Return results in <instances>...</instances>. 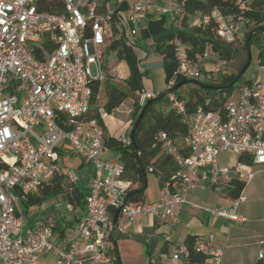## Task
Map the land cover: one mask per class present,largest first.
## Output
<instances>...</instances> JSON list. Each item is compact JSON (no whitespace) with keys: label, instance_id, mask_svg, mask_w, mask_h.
Returning <instances> with one entry per match:
<instances>
[{"label":"built area","instance_id":"1","mask_svg":"<svg viewBox=\"0 0 264 264\" xmlns=\"http://www.w3.org/2000/svg\"><path fill=\"white\" fill-rule=\"evenodd\" d=\"M37 1L0 0V264H50L45 255L53 257V264H115L113 238L138 217L171 218L175 207L183 204L199 208L182 195L194 178L217 188L232 180L247 183L257 173L264 174V65L259 60L256 75L248 84L243 81L223 93V104L216 110L198 108L188 114L182 101L172 94L167 97V109L187 125L182 140L186 154L165 133L154 137L178 167L161 184L156 203L124 201L130 183L122 180V165L108 160L111 156L104 147L103 133L97 121L88 118L94 85L99 87L97 101L106 81L124 83L128 76L125 66L126 75L122 73V63L103 62L109 42L121 36L122 22L136 41L148 23L164 20L173 33L167 44L173 47L176 75L199 80L207 66L226 74L230 61L211 52L209 46L196 50L179 34L211 28L216 39L236 47L255 25L246 16L259 11L264 17V0H219L215 4L211 0H115L104 11H99L98 0H60L63 9L58 14L38 11ZM195 1L202 8L187 7ZM121 7L122 20L115 18ZM92 66L97 73L94 78ZM156 95L142 91L138 104ZM67 149L91 165L82 218L69 235H57L41 221L24 228L21 202L57 176L64 174L73 180V174L60 168ZM223 153L244 160L222 167L217 158ZM241 199L228 208L206 211L240 223L243 219L235 209ZM259 246L258 264H264L263 242ZM194 249L203 255L202 262H189L185 246L175 249L172 258L180 264H205L207 259L220 264L221 249L207 247L204 240H197Z\"/></svg>","mask_w":264,"mask_h":264},{"label":"trees","instance_id":"2","mask_svg":"<svg viewBox=\"0 0 264 264\" xmlns=\"http://www.w3.org/2000/svg\"><path fill=\"white\" fill-rule=\"evenodd\" d=\"M111 0H98L99 11L105 10V4ZM219 0H211L210 4L220 3ZM38 11L48 12L50 14H58L62 11L63 5L60 0H38ZM192 5L194 8H202L200 1H195L193 4H187V7ZM122 7L116 11L115 18L120 17ZM246 17L254 20L255 25L244 36L245 49L247 52V61L245 65L239 70L237 75L223 74L222 82L215 84H201L198 81H193L198 85L197 88H192L188 93V98L183 100L176 96V92L183 85L191 82L190 79L182 78L176 75L177 61L174 57L173 47L167 44L173 37L171 29L165 26V21H152L148 23L147 27L140 32V39L143 41H150L153 52L162 58V70L164 74V83L166 89L168 87H176L172 95L179 101H182L185 110L188 114L193 113L198 108L204 111H213L220 108L223 104L222 94L230 93L235 88V83L239 81L249 62V47L258 32H264V17L258 11L248 14ZM121 36L118 39H113L109 42L107 51L108 57L106 60L120 62L124 64L128 71V76L125 80L124 91L117 84L106 81L102 87L106 95V102L103 105L102 111L106 114L111 113L117 109L127 98L131 96L133 99L131 110L130 131L135 125L138 117L143 112L142 119L137 126L133 139H130V131L128 133V142L118 140L109 136L103 127L102 120L95 107L93 114L88 118H94L100 129L104 132V147L107 154L116 155L118 161L123 168L122 180L129 182L130 187L127 193V203L146 204L144 198V191L146 189V175L148 173L158 174L159 184L169 181V179L176 174L178 167L175 165L170 156L166 155L160 143L154 141V137L158 133H165L170 141L177 146L181 152L185 151L182 147V140L187 133V125L182 121L181 116L177 113L167 109L162 111L160 104L164 99H148L140 106L138 104V94L144 90L143 79L146 70L141 66V62L148 56V52L139 48L137 41H133L128 32V27L122 22ZM114 29V33H116ZM182 40L190 43L196 50L202 51L206 46H209L211 52L219 53L220 56L228 61H231L235 55L236 48L224 44L216 39L211 28L205 31H184L179 34ZM256 60H259L264 65V45L260 46L256 53ZM249 83L248 80L245 81ZM98 85H94L92 89L91 103L95 104V96L98 92ZM160 92L159 94H161ZM167 98V97H166ZM91 112V110H90ZM238 161H243V157L239 156ZM248 162V159H245ZM81 162L78 170L82 169ZM152 168V172L148 168ZM226 196L232 201L237 200L246 183L238 180H232L226 184ZM218 188V187H217ZM216 189V187H212ZM65 195L67 204L71 208H76L83 201L84 193L81 187L72 181L68 182L65 175L55 177L48 184L44 185L37 193L29 195L26 202H21L26 211L29 207L42 205L46 200L58 195ZM68 225H73L69 222ZM52 231L59 232L62 236L63 230ZM196 243L195 237H187L184 245L188 251L189 262H202L203 255L197 253L194 249ZM115 264H119L116 259Z\"/></svg>","mask_w":264,"mask_h":264},{"label":"crops","instance_id":"3","mask_svg":"<svg viewBox=\"0 0 264 264\" xmlns=\"http://www.w3.org/2000/svg\"><path fill=\"white\" fill-rule=\"evenodd\" d=\"M114 2L115 0H111V2L105 4V7L113 5ZM147 43L151 51H153L150 41ZM159 57V66L162 68V58L161 56ZM157 66V63H151L146 70L155 69ZM214 72L215 70L212 66L206 67L205 73L212 74ZM144 90L159 94L166 90V86L159 93L146 88ZM65 154L74 157L71 152L63 153L62 157ZM228 155L230 156L232 154H220L217 158V164L222 167L234 165L237 161V156L234 161L228 162L226 160V156ZM80 163L79 161L77 170ZM83 166L74 175L75 181L72 182L81 188H85L86 192L90 171L85 168V164ZM225 183L216 189H212V187L207 186L201 179L194 178L192 186L184 187L182 195L187 202L199 206V208L183 204L175 207L174 216L171 218L159 219L153 216L138 217L132 225L126 226L125 232L114 236L111 248L112 255L118 259L119 264H180V261L172 258L173 252L175 249L184 245L187 237H195L196 241H206V246L209 248L212 247L222 250L220 264H233L232 261L234 260L235 253L233 251L225 253L223 250L230 240L235 242L241 240L242 230L236 225L243 227L247 222V218L237 213V205L235 213L243 220L240 223H233L236 224V227H230L227 226L228 221L220 217L211 216L206 211L207 209L228 208L230 206V202L228 203L229 198L226 196L225 190L227 183ZM240 196L242 198L240 201H246L247 205L249 203L248 206L246 205L242 208V212L246 213L249 217H253L258 210L264 211V174L262 172L257 173L252 180L247 182ZM159 200L160 190L158 196L154 200H151V202H146V204H153ZM70 209L73 214L72 223L74 226L82 218L84 207L82 205L80 208ZM256 221H264V219ZM54 233L59 234L56 231ZM209 235L213 236L211 240L207 239ZM253 239L252 244L256 248L255 256L253 259L239 261V264H258L257 255L260 251V242H263L264 249V231L256 238L253 237ZM205 264H210V260L207 259Z\"/></svg>","mask_w":264,"mask_h":264},{"label":"rangeland","instance_id":"4","mask_svg":"<svg viewBox=\"0 0 264 264\" xmlns=\"http://www.w3.org/2000/svg\"><path fill=\"white\" fill-rule=\"evenodd\" d=\"M244 38L245 36H243L240 39V41H238L236 44L235 55L233 59L229 62L227 67L225 68L227 74L237 75L239 70H241V68L245 65L247 61V52L245 49ZM136 41L137 44L139 45V48L149 53L148 58L141 62V66H143L144 69L146 70L149 64L151 63L158 64V66L155 69L146 70L147 72L143 79V86L146 89H150L159 93L165 87L163 70L161 66H159L160 57L158 54L151 51V48L148 46L147 43L148 41L141 40L140 36L137 37ZM262 45H264V32H258L249 47L248 66L246 67L239 81L235 83V86H238L246 79L256 75L257 73L256 53L258 48ZM104 59L106 60V55L103 58V62ZM111 61L115 62L112 59ZM121 69H122V73L126 75L125 73L126 69L124 70V64L123 66H121ZM91 74L93 78L97 76V73L93 66L91 67ZM190 81L191 82L183 85L181 88L177 90V92L175 93L176 96H179L183 100H186L188 98L189 91L192 88L198 87V85L193 81H198L199 83L205 85L221 83L222 74L218 71H215L212 74L203 72L199 80H190ZM115 84H117V86H119L124 91H126V88L124 86L125 83H123L122 81ZM132 99L133 98L131 96H128V98L117 109H115L109 114H106L102 111L103 105L106 102V95L104 90L101 89L99 93V99L95 101V104L92 103L90 104V110H91L90 114L91 115L93 114L94 108L96 107L98 109V113L102 120L103 127L106 130V133L111 137H114L121 141H125L127 143L128 133L130 131V122H131L130 114L133 104ZM167 107H168L167 98H165L164 100H162L160 104V109L162 111H166ZM102 133L104 135L103 131ZM67 152H69L68 149ZM236 156H237L236 154H232L230 156L228 155L226 156V160H228V162L234 161ZM108 160L110 161L116 160V155L112 154V156ZM78 163L79 160L70 156L69 154L68 155L65 154L60 159V168L62 169V171L64 173L73 174L71 175V177L74 180H71V178L67 176L65 177L68 182L75 181L74 175L77 174ZM85 168L91 171V165H85ZM160 189L161 187L159 186L158 174L148 173L146 175V189L144 191L145 201L151 202V200H154V198L158 196ZM81 191L82 193H85V188L82 187ZM229 202L231 204L232 200L228 199V203ZM82 205H83V201L80 203L78 207L80 208ZM246 205H247L246 201H239L237 207V213L242 214L247 218V222L243 227L240 225L227 222V226L234 227L236 225L239 229L242 230L241 240L239 242L230 240L227 243V246L223 250L225 253L231 251L235 253L234 260L232 261L233 264H239V261H244L246 259H253V257L256 254V248L252 244L254 240L253 237L256 238L259 234L263 233L264 231V221H256V220L264 219V211L258 210L255 212V215L253 217H249L246 213L242 212V208L245 207ZM70 208L71 207L66 202L64 193L56 197L49 198L40 206L29 207L26 211V214H25L26 209L23 207L21 203L19 204V210L21 211L24 224L26 225L24 228H27L28 225L31 226L32 223L36 221L48 222L49 225L55 228L56 230H63L65 235L71 234L73 229V225L70 226L68 225L69 222H73V214ZM52 258L53 257H51V255H45L46 261L47 262L49 261L50 264H53Z\"/></svg>","mask_w":264,"mask_h":264},{"label":"water","instance_id":"5","mask_svg":"<svg viewBox=\"0 0 264 264\" xmlns=\"http://www.w3.org/2000/svg\"><path fill=\"white\" fill-rule=\"evenodd\" d=\"M175 89H176V87L168 88V89L164 90L161 94L156 95V96H155L154 98H152V99H154V100H155V99H159V100L164 99V98L168 97L169 95H171ZM142 116H143V112H142L141 115L138 117V119H137L135 125L133 126V128H132L131 131H130V139H131V140L133 139V136H134V134H135V131H136V129H137L138 124L140 123V121H141V119H142ZM126 199H127V196L125 197L124 201H126ZM117 215H118V211H117V212L115 213V215H114V218H113V221H114V222L116 221Z\"/></svg>","mask_w":264,"mask_h":264}]
</instances>
